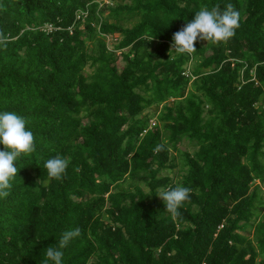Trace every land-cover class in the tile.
Listing matches in <instances>:
<instances>
[{
	"label": "trees",
	"instance_id": "1",
	"mask_svg": "<svg viewBox=\"0 0 264 264\" xmlns=\"http://www.w3.org/2000/svg\"><path fill=\"white\" fill-rule=\"evenodd\" d=\"M229 4L226 44L172 50L202 5ZM0 32V113L35 142L0 198V264H45L76 228L62 264H264V0H0ZM178 185L173 220L157 194Z\"/></svg>",
	"mask_w": 264,
	"mask_h": 264
},
{
	"label": "clouds",
	"instance_id": "2",
	"mask_svg": "<svg viewBox=\"0 0 264 264\" xmlns=\"http://www.w3.org/2000/svg\"><path fill=\"white\" fill-rule=\"evenodd\" d=\"M240 26V12L235 10L229 4L224 11H221L218 5L209 8L202 5L196 12L194 19L187 23L181 30L173 35L171 48L177 54L188 55L190 59L195 60V43L206 41L213 45L226 44L234 37L236 30ZM155 37H148L149 42ZM6 37L0 32V45L6 47ZM25 118L13 112L0 113V144L4 150L0 151V198H7L13 181L16 179L18 169L15 161L18 157L31 156L35 152V142L33 133L26 128ZM162 150V145H157L154 151ZM68 161L61 156L48 159L44 168L47 171L49 180L61 181L66 175ZM79 169L77 168L76 171ZM192 189L184 186L174 188H162L157 196L164 202L165 211L170 214L173 220L181 216L180 209L190 203ZM81 230L65 231L59 241V246H50L45 250V264H62L63 251L70 241L79 237Z\"/></svg>",
	"mask_w": 264,
	"mask_h": 264
},
{
	"label": "rangeland",
	"instance_id": "3",
	"mask_svg": "<svg viewBox=\"0 0 264 264\" xmlns=\"http://www.w3.org/2000/svg\"><path fill=\"white\" fill-rule=\"evenodd\" d=\"M110 48H111V46H110ZM117 64H118L119 67H121V66L124 65V62H123L121 59H119L118 62H117ZM86 71H89V69H86ZM155 121H156V120H155ZM155 121H154V119L151 120V123H150V124H152V123L155 122ZM179 146H180V148H182L183 150H186V151H189V152H192L193 149L195 148V147H193V146H192V145H191L186 139H183V140L180 142ZM171 175H172V174H171Z\"/></svg>",
	"mask_w": 264,
	"mask_h": 264
}]
</instances>
